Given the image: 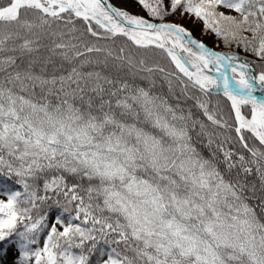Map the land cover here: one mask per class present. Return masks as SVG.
Instances as JSON below:
<instances>
[{
  "label": "snow or ice",
  "instance_id": "obj_1",
  "mask_svg": "<svg viewBox=\"0 0 264 264\" xmlns=\"http://www.w3.org/2000/svg\"><path fill=\"white\" fill-rule=\"evenodd\" d=\"M0 177V264H264V0H0Z\"/></svg>",
  "mask_w": 264,
  "mask_h": 264
},
{
  "label": "trees",
  "instance_id": "obj_2",
  "mask_svg": "<svg viewBox=\"0 0 264 264\" xmlns=\"http://www.w3.org/2000/svg\"><path fill=\"white\" fill-rule=\"evenodd\" d=\"M135 10H137V9H135ZM204 39H206L209 42V40H214V37L210 35V36H208L206 38L204 37ZM218 50H226V49H223V46L221 45V49H218ZM165 91H166V87H165ZM3 180H4V178L0 177V182H3Z\"/></svg>",
  "mask_w": 264,
  "mask_h": 264
},
{
  "label": "rangeland",
  "instance_id": "obj_3",
  "mask_svg": "<svg viewBox=\"0 0 264 264\" xmlns=\"http://www.w3.org/2000/svg\"><path fill=\"white\" fill-rule=\"evenodd\" d=\"M133 11H136L134 8H133ZM197 35H199V33H197ZM202 39H204V37H201ZM210 45L214 43V40H209L208 42Z\"/></svg>",
  "mask_w": 264,
  "mask_h": 264
},
{
  "label": "water",
  "instance_id": "obj_4",
  "mask_svg": "<svg viewBox=\"0 0 264 264\" xmlns=\"http://www.w3.org/2000/svg\"><path fill=\"white\" fill-rule=\"evenodd\" d=\"M208 43V42H207ZM209 44V43H208ZM210 45V44H209Z\"/></svg>",
  "mask_w": 264,
  "mask_h": 264
}]
</instances>
